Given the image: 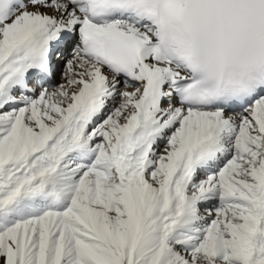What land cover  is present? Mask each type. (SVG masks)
Returning a JSON list of instances; mask_svg holds the SVG:
<instances>
[{
  "label": "rangeland",
  "instance_id": "rangeland-1",
  "mask_svg": "<svg viewBox=\"0 0 264 264\" xmlns=\"http://www.w3.org/2000/svg\"><path fill=\"white\" fill-rule=\"evenodd\" d=\"M51 13L58 19L56 27L61 28L58 41L63 43L62 50L67 57L55 64L57 77L45 87L58 94L67 86L65 78L79 61L73 49L74 41L78 40L77 30L83 22H72L69 28L63 23V14L54 9L46 14ZM15 17L13 13L6 19V25L0 27L2 35L7 33ZM128 90L119 86L116 92L121 96H116L115 104L84 130L83 138L89 142L82 151L88 150L92 155L84 164L65 154L76 140V135H72L76 131L75 123L68 118L59 119L63 108L66 112V105L52 100L34 103L38 109L30 108V103L15 101L1 105L0 264H264V214L258 217L254 206L256 194L261 195L264 206V194L254 180L257 164L260 165L264 155L263 141L261 146L257 141L260 125L250 117L259 100L244 110L249 125L242 131L236 126L230 140L222 139L225 147L221 150L226 154L221 162L204 172L207 175L195 173L192 179L193 174H187L192 186L181 199L200 197L197 201L201 202H196L194 211H198L202 223L189 222L183 227L177 225L170 209V198L177 195L174 190L169 191L168 182L165 184V178H172L173 174H169L167 160L163 158L169 149L168 138L175 134L177 124L163 129L161 136L160 130L156 132L159 141L153 144L149 155L142 157L154 161L143 174V180H139L137 172L132 176L133 168L126 164L123 152L120 167L110 162L109 148L115 141L110 135L114 133L111 131L116 128L114 119L118 116L115 111H119V102L123 101L122 97L127 98ZM155 96L162 101V96ZM108 98L105 97L103 106L109 103ZM34 99H39L38 91ZM66 115L69 117L67 112ZM16 119H19V128L24 130L13 126ZM40 124L44 130L51 131L45 136V145L44 141L37 144L31 140L32 135L38 134ZM18 152L22 153L17 156ZM98 154L102 158L100 163L95 160ZM181 156L184 160L185 155ZM93 164L96 167L92 168ZM145 166L144 162L141 167ZM57 170L63 171L57 174ZM54 174L58 176L52 179ZM153 175L160 181L158 190L149 203H141L140 185ZM210 175L214 182H209L208 189L203 188ZM91 176L95 177L93 196L83 184V179ZM210 188L215 195L206 204L200 199L205 198ZM256 220H261L262 228L253 236L249 231L248 235L253 238L239 248L238 238L246 233V223L254 225Z\"/></svg>",
  "mask_w": 264,
  "mask_h": 264
},
{
  "label": "bare ground",
  "instance_id": "bare-ground-1",
  "mask_svg": "<svg viewBox=\"0 0 264 264\" xmlns=\"http://www.w3.org/2000/svg\"><path fill=\"white\" fill-rule=\"evenodd\" d=\"M22 1H24L23 10H17L15 12L17 17L13 18L7 33L5 31V34L2 35L3 31L0 28V107L6 102L11 103L13 101L17 103L21 102L24 105L26 103H30V108L35 107L37 109L38 106L33 105L38 101L41 103H48L50 100H52L56 103H63L64 106L66 105L65 108L66 112L69 114V117L66 115V112L63 108V112L59 116V119H70L75 123L74 126L72 124L71 125L74 127H72L73 129L76 127L77 132L75 131L76 134H72L73 136L76 135V142H73L71 145L69 144L70 146L66 149L65 154L66 156L75 157V159L81 161L84 164L88 158H92V155L88 150H85L86 152H82L77 155L76 152L72 151V148L78 144L79 141H82L86 146L88 145L89 140H82L84 137L83 132L86 130L88 122H92L98 113L101 112L104 114L110 109L112 105L115 104L116 96H121V94H117L116 92V89L119 86H122L124 89L128 88L129 90L127 98L122 97L123 101L119 102V111H115V115L118 116L116 119H114L116 121V128L111 131H114V133L110 135V137L115 140L111 148H109L110 156H112L113 151H117L119 156H122L123 152V154L126 155V164L133 168L132 172H134V175L132 176H136L137 172V177L139 180H143V174L148 170V168L152 166V164H154V161L152 159L149 161V158L146 157L144 159L142 157L151 153V147L155 146L153 144L159 141L158 137L161 132H164V130H167V128L170 129L172 123L175 125L177 124L178 128L176 129L175 134L173 132L171 138H168L169 140L167 148L169 149L163 155V158L167 160L169 174L172 172L175 173L173 178H170L169 176L165 178V184L166 182L169 183V191L171 192L174 190V193L176 192L175 194L177 195L176 197L172 192L173 197L170 198V209L174 218L176 219L178 226L184 227L189 224V222L202 223L201 217H198V211H194L197 208L195 205L197 204L196 202H201L199 200L197 201V199L200 197H197L196 199L193 197H188L189 199L187 200L183 198L181 199V195L187 196L186 193L188 188L192 186L190 176L187 174L191 172V174H193L192 179L194 178L195 173L207 175L204 172L214 169L215 166L221 162L223 154H226L221 150L225 147L223 145L222 139L225 137L226 139L230 140L232 138L233 132L236 130V126H238L237 129L242 131V129L244 130V128L249 125L248 121L244 118V110H248L250 107L244 110L237 109L234 112H224L221 109L199 111L195 109L182 108L177 104V99L175 95H173V87L175 86L176 80L188 78L190 76L188 69L189 66L187 65L188 61L184 56H176L173 67L167 64H160L152 56H147L141 62L140 68L142 70V74L139 76V78L133 79V81L126 80L122 77L116 76L113 73H108L107 69L102 68L100 65L94 63L91 59L89 60L83 56V47L81 44L82 32L83 29L88 27L89 24V14L87 13L84 5L76 4L73 2L74 0ZM231 1L234 0H203V2L199 5L194 0L192 6V4H190L191 0H185L180 9L183 11V17L190 10V7L197 10L196 15H199L198 13H201V11L203 12V10L216 11L217 9H220V7V11L224 12V8L222 7L226 6ZM236 1L239 5H243L248 9L250 23L249 25H246L240 20L231 18L228 22L232 23L235 28V30L230 33L231 38L235 39L239 36L259 35L257 39L250 41V47L252 48L264 45V3L262 0ZM49 9H54V12H59L60 15L63 14V16H65L63 23H67L69 28H71L70 23L77 22L79 24L82 22V20H84V23L80 25L77 30L78 41H74L76 43L73 49V52L76 54L79 61L73 65V72L69 74V77L67 76L68 79H66L67 77L65 78V81L67 80L66 83H68L67 86L62 88L58 94H54L56 90H52L51 88L47 89L45 86L38 88L39 86H37L34 81L31 82L29 86L24 84L25 79L28 78L34 77L37 79L39 84L41 83L42 85L43 83L48 82V80L54 81V79L57 77L56 71L54 69L56 65L53 67L51 76L48 77V80H39L40 76L39 78L36 76L35 67L34 64L31 63V59L33 58L34 54H36L35 47L40 40L49 44L51 49L55 50V57L58 59L56 64L60 63L67 57L62 50L63 43L60 44V41H58L61 28L56 27L58 25V22L56 21L57 18H55L52 13L46 14ZM222 22H227V20L217 21L216 26ZM2 25H6V20L3 21ZM110 26L119 29L131 38L133 37L139 46L142 44L155 42L157 40L156 32L152 27L145 25L139 28L138 23L133 20L116 21L111 23ZM252 31L255 32L254 35L251 33ZM236 40L244 41L243 38H238ZM231 42H227L226 46ZM254 51L257 52L254 54L253 59L264 56V46ZM81 63L83 64L82 66ZM151 79H154L158 84L157 91L162 89V86L167 85L165 93L162 94V101H159V99L155 96L157 91L151 92ZM62 82L64 81L62 80L60 83ZM100 83H103V87L106 88L105 92L98 90ZM37 91L39 92V99L33 100V95ZM13 92L14 95L15 93L17 95L14 96ZM61 93L63 94L60 95ZM90 94L98 98V102L100 100L104 102L103 100H105V97H109V103H107V105L103 106V109H101L102 102H99L98 109H90L89 105L83 101L84 97H87ZM257 106L258 107L255 109V112L250 114V117L253 121H257L260 125L259 130H256L260 136V139L257 141L260 144L262 143L261 141H263V147L261 149H263L264 152V96L260 98L259 105ZM19 125V119H16L15 122L13 121L14 127L24 130L19 128ZM136 126H140V131H135ZM157 127H159L160 132L159 135L155 137L154 129ZM38 128V134L35 136L32 135L31 140L37 144L44 141L43 145H45V136H49L51 131H49L48 128L44 130L41 124ZM56 131H58V129ZM252 131H254L253 135L257 139L255 130L252 129ZM134 132H136L135 135ZM98 136L100 135L98 134ZM72 137L70 139H72ZM92 137L93 135L90 136V138ZM118 142L121 144L117 148L116 144ZM189 149L192 153L188 156L186 151ZM21 153L18 152L16 155L19 156ZM181 155H185L184 160H182L183 156ZM196 156H201V159L198 162L194 161V157ZM57 159L59 160V158ZM101 159L102 158L99 155V157L95 160L100 163ZM120 159L118 161L119 167L121 166ZM144 162L146 164V168L141 167ZM259 163L260 165L255 163L257 164L258 168L255 170L257 176H255L254 180L258 181L257 189H260L263 184L261 192L264 194V155ZM91 167L94 168L96 165L93 164ZM180 169H182L181 172ZM57 171V174H59L63 170ZM88 172L90 171L88 170ZM57 174H54L52 179L55 178V175ZM212 175H210L208 178V184L203 181L205 185L203 188H207V186L210 184V181L214 182ZM153 176H151V179L147 181L144 180L145 182H142L140 185L141 188L138 195L140 196L139 200L142 201L141 203H149L151 201L152 194L158 190L160 181H157L155 176ZM47 178L49 177H46V179ZM83 181L86 190L91 196H93L95 193L94 191H96L94 183L95 177L93 178L91 176L90 179H83ZM212 195L215 194L212 193L210 188L208 193L205 194V198L200 200H203L206 202V204H209L211 203L209 198L213 197ZM254 199L260 206L256 211L258 217H260L261 214H264L262 197L261 195L256 194ZM256 221L257 222L254 225L246 223L244 229L246 230V233H244V231V234L238 238L239 248L248 244V241L253 236V233L255 234L256 230H260L262 228V223H260L261 220ZM249 231H251L252 236L248 235ZM247 238V243H245Z\"/></svg>",
  "mask_w": 264,
  "mask_h": 264
}]
</instances>
